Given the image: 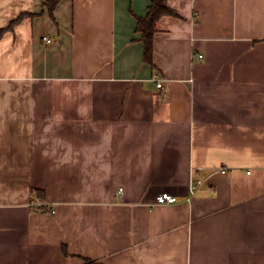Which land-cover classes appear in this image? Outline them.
<instances>
[{"label": "crops", "instance_id": "0c3cea01", "mask_svg": "<svg viewBox=\"0 0 264 264\" xmlns=\"http://www.w3.org/2000/svg\"><path fill=\"white\" fill-rule=\"evenodd\" d=\"M150 4L0 0V264H264V0Z\"/></svg>", "mask_w": 264, "mask_h": 264}, {"label": "trees", "instance_id": "16d2710c", "mask_svg": "<svg viewBox=\"0 0 264 264\" xmlns=\"http://www.w3.org/2000/svg\"><path fill=\"white\" fill-rule=\"evenodd\" d=\"M61 0H46V6L51 16H53L56 6ZM168 0H151V4L148 9V14L145 18H141L138 21V31L142 33V41L145 45V60L147 62L152 61L153 54V39L156 32V26L158 21L165 16L177 17V13L173 11L168 5ZM24 18L21 16L15 22L11 24L9 29L15 23ZM7 31L1 30L0 37ZM86 264H94L92 261L86 260Z\"/></svg>", "mask_w": 264, "mask_h": 264}, {"label": "built area", "instance_id": "2783aa9c", "mask_svg": "<svg viewBox=\"0 0 264 264\" xmlns=\"http://www.w3.org/2000/svg\"><path fill=\"white\" fill-rule=\"evenodd\" d=\"M44 41L48 44H51L52 43V39L47 36V37H44ZM157 87L159 89H161L163 87V81L162 80H158L157 82ZM222 172L224 173L225 170L223 169ZM204 184V180L203 179H194L191 183V196L195 195L198 191V189ZM178 202V199L177 197L171 195V194H168V193H161L159 195L156 196L155 198V201H154V204L153 206H156V205H162V204H175Z\"/></svg>", "mask_w": 264, "mask_h": 264}]
</instances>
